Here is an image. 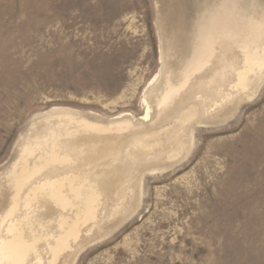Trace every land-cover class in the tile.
<instances>
[{
  "label": "rangeland",
  "instance_id": "rangeland-1",
  "mask_svg": "<svg viewBox=\"0 0 264 264\" xmlns=\"http://www.w3.org/2000/svg\"><path fill=\"white\" fill-rule=\"evenodd\" d=\"M258 54L264 0H0L3 263L264 264Z\"/></svg>",
  "mask_w": 264,
  "mask_h": 264
},
{
  "label": "bare ground",
  "instance_id": "bare-ground-1",
  "mask_svg": "<svg viewBox=\"0 0 264 264\" xmlns=\"http://www.w3.org/2000/svg\"><path fill=\"white\" fill-rule=\"evenodd\" d=\"M250 59L255 61V63L250 66L252 67L251 71L261 70L263 68L264 55L258 54ZM248 80H249L248 74H245L243 72L238 73L237 85L246 88L248 85ZM65 186H66V182L59 180V181L49 182L47 185L42 187V190L52 198H55L60 201L63 200L65 201L68 199L69 196V194L65 192ZM69 187L70 190L73 192V195L75 196L80 195V192L75 189V186L73 184L70 183ZM82 212L85 220L96 219V209L94 206L89 205L86 208H84ZM77 231H78V225L75 223L74 225L71 226L70 231L62 239H60L59 242H62L69 233L76 235ZM9 232L13 236L11 240L7 241L4 238L0 240V264H4L3 263L4 259H16L17 256L15 254L18 252L17 248L35 246V241L26 238L23 232L21 231V229L18 228L17 226H12Z\"/></svg>",
  "mask_w": 264,
  "mask_h": 264
}]
</instances>
